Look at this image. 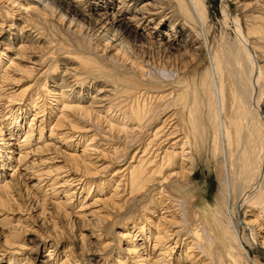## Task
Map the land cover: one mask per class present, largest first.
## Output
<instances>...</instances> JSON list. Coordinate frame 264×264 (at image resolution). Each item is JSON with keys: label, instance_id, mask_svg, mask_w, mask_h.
<instances>
[{"label": "bare ground", "instance_id": "bare-ground-1", "mask_svg": "<svg viewBox=\"0 0 264 264\" xmlns=\"http://www.w3.org/2000/svg\"><path fill=\"white\" fill-rule=\"evenodd\" d=\"M223 8L235 36L217 44L208 0H0V44L16 54L0 52V108L23 104L0 139L8 264L40 256L23 252L22 217H11L22 165L35 218L59 236L55 216L69 217L101 264H264V0ZM21 74L44 79L13 90ZM23 107L34 112L13 161L5 140ZM52 149L37 155L43 167L27 164ZM201 164L216 176L214 203L195 181ZM70 254L51 249L42 263L81 264Z\"/></svg>", "mask_w": 264, "mask_h": 264}, {"label": "rangeland", "instance_id": "rangeland-1", "mask_svg": "<svg viewBox=\"0 0 264 264\" xmlns=\"http://www.w3.org/2000/svg\"><path fill=\"white\" fill-rule=\"evenodd\" d=\"M208 6L210 8V20H211L210 24H212V27H213L212 40L214 38L213 41H215L218 44V42L220 41L219 39L221 38V36H225L226 35L229 38H231L232 36H235L234 25L233 24H229V23H227L225 21L226 20V16L224 14L223 0H208ZM229 8H231V10L234 12V17L236 18L237 14H238L236 5L233 4L230 1V7ZM19 13L20 12H17L15 14H18L17 18H18V20H21V19H23L25 14H23V16L20 17L21 15H19ZM2 41H4V40H2ZM5 48H7L6 45L0 44V52L4 49V50H6V51H4V54L12 55V56L15 57L16 54H13L14 51L12 49H5ZM7 60H8V58L5 57L4 62L7 61ZM15 61H19V59L16 58ZM13 68L14 67L11 66L9 71H11V73H14L15 76H19L20 74L18 73V71L14 72ZM24 76H27V77L25 78ZM38 77L40 79H38ZM22 78H23L22 79L23 81L20 80L19 82L18 81L11 82L10 87H13L12 88L13 90L19 91V90H21L22 86H23L22 89L26 88L29 85L30 86H32V85L35 86V85H38L39 82H41L44 79L43 76L40 77L38 75L35 78L34 75H31V77H29L27 74L26 75H22ZM19 101L20 100H17L15 102H11V104L8 103L7 105L9 107L5 111H2L1 108H0V130L3 129V132H0V139H1V137H5V139L9 138L10 137L8 135V133H10L9 130L12 127H13L12 129L15 128L14 127L15 123H11V125H8V123H9L8 118L10 117V115L7 112H9L8 110H9V108L11 106H14L15 108H17L18 106H20V104L23 105L21 102L19 103ZM23 108H24V110L26 109L25 107H23ZM29 111L30 112H27V115L25 114L26 110L23 113L20 111L21 112L20 113L21 116L18 119L20 121V122H18V124L19 123L21 124V122H22V128H21L22 130L19 133V135L18 136H14L12 139L5 140V141H7V143L9 142L10 146L12 147V149L15 150V152L12 153V156L14 157V158H12L13 161L15 160V157L19 156L18 155V151L20 150V146L18 144H20L21 140L23 139V137H22L19 140V137L24 135V133L28 130V122L30 121V118H32V116H33L32 114H33L34 110H30L29 109ZM24 115H26V116H24ZM1 134L4 135V136H1ZM48 134H49V132H47V135ZM76 134H79V131H77ZM35 137H36V134H35ZM1 141L2 140H0V144H1ZM14 143H16V144H14ZM58 145H59V143H58ZM8 146L9 145L7 144V145H5L3 147L2 153L6 152L5 149ZM52 150H53V152H52ZM52 150H46L45 152L38 153V154H35L36 152L30 153L31 155L27 158L30 161L27 160L28 161L27 164L29 163L31 165L32 164L31 162H33L31 160L36 159V160H34L35 163H36V165L34 166L35 169L40 168V166L43 167V164L40 165L39 159H37V157L38 156L39 157H45V155L54 156V154H57V151H55V149H52ZM50 152H52L53 154L52 153L50 154ZM61 154L63 155V153H59V155H56V156H60V157L57 158L58 160L56 159V163H61L62 160H66L67 159L65 157V155L62 156ZM95 155L96 154H93V156H95ZM9 161H11V159ZM37 164H38V166H37ZM24 166L23 165L20 166L19 170L17 171V174H16L17 176L16 177H18L19 179L16 178V180L19 183L17 184L18 187L17 186L14 187L15 198L17 199L18 202H20L19 203L20 206L18 207L17 204L14 203V205H13V208L15 207L14 208V213L11 214V217H13V218L14 217L15 218H17V217L19 218L20 216L22 217V218L20 217L22 219V222H23V225L20 227L21 228L20 235H22L23 237L22 236H20V237H21V239L26 240V244H27L25 246V249H24L25 251H23V252H25L27 256L28 255L29 256H37V254L40 255V256H38L39 258L37 257L35 259H32L30 264H43L42 262H45L48 259V257H46V256H47V253L49 252V250H51V249L54 250L56 258L57 257L58 258L59 257L60 258L63 257V259H64L65 258L64 253L65 254H70L71 253L70 255H71L72 259L80 260L81 264H101L102 263V261H101L102 260V255L97 253V251H98V250H96L97 246H94V247L92 246L93 249L90 246V247H87L84 251H81L80 247L82 246V243L78 242V241L75 242L76 240L74 238V235L76 234V232L77 233L79 232V229L76 228L75 229L76 231L72 230L71 222L69 221V217L67 218V216H64V214H62L60 216L58 215L59 218H58L57 215L55 216L56 220H57V223L59 221L58 230H57V234L59 236H55V232L53 230H51L50 227L42 226L40 221L37 218H35L36 217L35 215L37 214V211H36L37 209H35V208L33 209V207H32V202L33 201H32V195L31 194H32V189L34 190V188L31 187V186H33V184L36 182V179H35L34 176H32L33 178L27 179V177H29L30 174H31L30 173L31 172L30 171L31 167L27 168V165H24ZM196 170L197 171H196L195 181L198 184H204L206 186L207 191L205 193H206V195L209 198L208 201L209 202H210V200L214 201L215 198H216V193H217V189H218L217 179H216V176H215L214 172L212 171V169L208 170L207 166H205L204 164H201L200 166H198ZM28 171H29V173H28ZM27 175H29V176H27ZM31 175H33V174H31ZM63 175H67V173L63 172L61 176H63ZM9 179H11V178H9ZM25 179H27V181ZM24 181H25V184H24ZM27 183H28V185H27ZM26 186L27 187L29 186L30 188L28 189ZM29 190H31V191H29ZM213 201H212V203H214ZM77 203L78 202L76 201V199H75V201L73 199L74 206H76V205L78 206L79 204H77ZM196 203H197L198 207L203 206V202L201 201L200 197H198V200H197ZM79 208H80V206L76 207L75 211H78ZM75 211L72 212L73 213L72 216L74 215ZM242 213L244 214V210L242 211ZM32 215H34V217ZM117 230H119V229H117ZM84 232L88 233V230H85ZM111 235H113V234H111ZM3 239H4L3 236L0 235V264H8V258L5 255H3V250H5V245H4V240ZM37 244L40 247H38ZM44 245L47 246L45 249H44ZM68 249H71V251L67 252L66 250H68ZM254 252H255V255L258 254L260 256V258L262 259V261L264 262V252L261 249H258V248L257 249L254 248ZM22 263H24V261Z\"/></svg>", "mask_w": 264, "mask_h": 264}]
</instances>
